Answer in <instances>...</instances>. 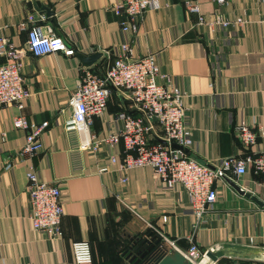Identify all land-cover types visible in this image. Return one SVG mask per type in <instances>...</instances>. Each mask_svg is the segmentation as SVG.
Wrapping results in <instances>:
<instances>
[{
    "label": "crops",
    "instance_id": "1",
    "mask_svg": "<svg viewBox=\"0 0 264 264\" xmlns=\"http://www.w3.org/2000/svg\"><path fill=\"white\" fill-rule=\"evenodd\" d=\"M156 1V8L139 17L137 34L132 36L119 29L124 17L115 14L114 6L120 0H0V37L24 51L22 77L30 93L22 110L0 107V264H72L71 246L82 241L91 246L93 264H122L128 239L145 231L167 238L181 251L191 239L202 251H223L215 264H264V176L250 170L218 181L219 200L194 231L196 218L183 192L163 189L148 167L129 171L125 187L119 185L116 173L97 174L96 164L105 150L95 157L79 149L77 134L65 130L71 116L68 101L82 77L87 72L103 73L126 42L134 55L155 54L160 73L184 94L193 139L185 152L188 156L211 167L248 153L234 131L243 124L258 133L252 150L264 151L260 136V131L264 133V0H225L221 5L199 0L206 18L243 20L211 28L199 25L197 15L189 11L186 2L194 0ZM33 3L49 7L53 16L38 13ZM23 24L49 27L75 51L102 52L103 57L90 69L81 68L74 55L34 57L26 51ZM123 112L138 114L122 93L112 91L91 131L102 138ZM18 115L36 125L48 122L40 136L43 149L32 158L19 155L25 134L13 128ZM31 168L42 182L61 191L64 213L59 240L31 229L26 179ZM228 181L263 206L240 196Z\"/></svg>",
    "mask_w": 264,
    "mask_h": 264
},
{
    "label": "built area",
    "instance_id": "2",
    "mask_svg": "<svg viewBox=\"0 0 264 264\" xmlns=\"http://www.w3.org/2000/svg\"><path fill=\"white\" fill-rule=\"evenodd\" d=\"M198 1L186 2V5L190 12L197 15L199 25L211 28L243 23L242 19L229 21L220 16L206 18L200 13ZM215 1L220 5L225 3V0ZM156 7V0H120L114 6L115 14L124 17L120 31L135 36L139 17ZM261 21L264 23V15ZM22 26L26 30V51L32 56L56 53L66 57L74 55V49L49 27L39 24ZM23 53L8 38L0 37V107L15 106L22 110L24 101L30 96L22 77ZM112 90L122 93L138 114H118L112 121L113 130L99 138L91 131V126L94 118L104 114ZM68 107L71 116L65 130L78 135L79 149L90 151L95 157L105 150L106 154L100 158L102 163L96 164L97 174L116 173L119 185L125 187L129 182V171L147 167L153 169L163 189L180 191L186 195L196 218L194 231L219 200V191L215 186L218 181L225 180L229 174L243 176L250 170L255 175L264 176V151L252 150L257 144L258 133L245 124L237 126L234 131L239 143L249 150L248 154L222 159L211 167L188 156L183 149H190L193 139L192 129L186 121L188 109L184 94L167 75L160 73L155 54L134 55L130 43L119 45L114 61L103 73H85L69 98ZM12 125L25 134L20 156L32 158L41 153L43 146L40 136L48 122L36 125L25 116L18 115L14 117ZM260 136L264 138L262 131ZM172 144L180 146L182 150L172 149ZM119 146L122 147L121 151H115ZM119 153L123 156L119 157ZM26 179L28 221L32 231L51 241L59 240L64 213L60 189L42 182L32 168L27 172ZM116 199L123 204L120 196ZM71 249L72 264H93L88 242H75ZM171 249L179 251L189 264H215L208 259V252L202 251L194 239L189 241L184 251L177 249L174 242L167 238L160 239L155 259L161 258Z\"/></svg>",
    "mask_w": 264,
    "mask_h": 264
},
{
    "label": "water",
    "instance_id": "3",
    "mask_svg": "<svg viewBox=\"0 0 264 264\" xmlns=\"http://www.w3.org/2000/svg\"><path fill=\"white\" fill-rule=\"evenodd\" d=\"M35 10L44 14L46 18L53 16L54 12L49 7L44 5L37 6L33 3ZM74 57H76L80 63L81 68L90 69L103 57L102 52L95 51L90 55H85L74 50ZM162 143V141H161ZM174 150H182L180 146L175 144L171 145ZM186 152V149H183ZM230 187L237 192L240 196L245 197L253 201L254 203L263 206V203L259 201L254 195L242 190L237 184L228 181ZM160 239L157 238L149 231H145L143 234L130 238L127 241V247L122 252V264H189L183 255L175 249L169 250L161 258L155 259L159 250ZM224 256L223 251L208 252L207 257L212 262H217L221 257Z\"/></svg>",
    "mask_w": 264,
    "mask_h": 264
},
{
    "label": "rangeland",
    "instance_id": "4",
    "mask_svg": "<svg viewBox=\"0 0 264 264\" xmlns=\"http://www.w3.org/2000/svg\"><path fill=\"white\" fill-rule=\"evenodd\" d=\"M218 264H236V263H233V262H228V261H221V262H219ZM237 264H239V263H237ZM242 264H251V263H242ZM257 264V263H256Z\"/></svg>",
    "mask_w": 264,
    "mask_h": 264
},
{
    "label": "trees",
    "instance_id": "5",
    "mask_svg": "<svg viewBox=\"0 0 264 264\" xmlns=\"http://www.w3.org/2000/svg\"><path fill=\"white\" fill-rule=\"evenodd\" d=\"M112 91H114V90H112ZM112 91H111V92H112ZM248 153H249V152H248ZM248 153H245V154H248Z\"/></svg>",
    "mask_w": 264,
    "mask_h": 264
}]
</instances>
